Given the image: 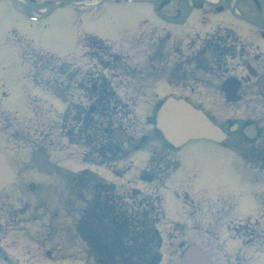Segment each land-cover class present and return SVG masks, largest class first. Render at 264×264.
Segmentation results:
<instances>
[{
  "label": "flooded vegetation",
  "instance_id": "1",
  "mask_svg": "<svg viewBox=\"0 0 264 264\" xmlns=\"http://www.w3.org/2000/svg\"><path fill=\"white\" fill-rule=\"evenodd\" d=\"M54 1L0 0V26L12 25L13 18L26 22L27 16L42 14ZM187 1L191 5V13L185 25L165 26L160 23L164 38L159 42L164 50L171 47L183 53L193 49L192 56L178 55L180 60L171 72L175 78L176 95L184 97L191 105L202 109L212 120L218 122L229 136L226 143H235L241 136L245 137L242 127L245 128L252 122L260 126L255 142L245 137L248 142L254 143L242 153L264 167V95L258 90V80L264 76V56L259 52L264 45L261 40H264V0ZM113 2L122 4L125 0ZM154 5L155 9L166 16L177 17L180 14V0H158ZM5 13L9 16L10 23L3 21ZM203 28L206 30L202 35ZM205 50L207 54L204 53ZM248 65L254 70L246 83L237 89L234 86L223 87L231 78L240 81L246 79ZM228 91L230 94L236 92L235 99L226 97ZM8 124L10 122H0V126ZM106 172L118 174L115 170ZM155 175L152 173L153 181ZM160 179V175H157V182ZM125 200H130L127 191L121 195L116 187L115 191L104 193L101 183L98 185L91 214L95 224L91 235L95 240L94 254L97 258L96 261L90 259L87 264H140L141 260L145 264V258L141 257L140 250L134 246V219L120 214L119 204ZM25 211L26 209L20 213L5 211V221L0 216V223L4 222L0 224V229L12 231L35 227L38 218L25 214ZM57 217L52 216L47 225L51 232L55 229ZM3 231L0 232V237ZM57 249L52 248V251ZM169 253L174 255V252ZM151 254L156 255L158 251L150 250L149 259L153 262L155 258L152 259ZM1 260L7 262L0 257Z\"/></svg>",
  "mask_w": 264,
  "mask_h": 264
},
{
  "label": "rangeland",
  "instance_id": "2",
  "mask_svg": "<svg viewBox=\"0 0 264 264\" xmlns=\"http://www.w3.org/2000/svg\"><path fill=\"white\" fill-rule=\"evenodd\" d=\"M149 6L148 5H134V6H121V7H107L100 15L95 18L90 16H83L80 11L76 10L72 6H67L58 11L53 17H51L45 24L28 25L21 19L13 18V24L19 31L28 35L30 39L40 42V45L44 48L50 49L53 53L60 57H64L69 54H74L78 47V38L80 34L94 35L104 40H115L124 38L127 33H135L139 30V24L143 21L150 19ZM24 48L29 46L23 43ZM264 49V48H263ZM119 52V51H118ZM122 54H134L130 49L120 52ZM18 59L15 57V53L6 48L4 44H0V104L3 107L18 111L21 106L25 105L24 92L22 86L18 84V81L14 82V77L20 73ZM76 62L75 64H78ZM74 64V65H75ZM74 65H72L74 67ZM5 69V71L3 70ZM22 78L19 79V83ZM7 90L11 91V96L5 98ZM37 103H42L41 111H32V114L28 118L36 117L39 114L38 119H42L46 122H50L52 125L51 131L44 129L45 134L50 135L55 140V145L59 148L62 147V131L60 117L57 116V112L44 110L48 108L46 103V97L38 94L34 97ZM54 99L51 102L54 103ZM144 113V112H143ZM7 112L0 109V119L6 117ZM53 115V116H50ZM12 116H15L12 114ZM20 124L17 127H12L7 133L0 129V136L5 138L6 135H11L17 131L20 127L27 133H21V135L32 138L37 128L36 124H30V122L19 115ZM49 117V118H48ZM58 121V122H57ZM154 140V138H151ZM158 141V140H157ZM151 142L152 146L158 142ZM11 143L9 156L13 162L19 164L21 168L27 166V156L30 150L25 153L18 150L16 147L18 144L29 145L31 148V141ZM4 150H8V144L6 147V140L3 142ZM8 152V151H7ZM63 156V155H62ZM139 160H135L134 167L139 166L140 162L146 161V153L142 152L137 155ZM179 160L181 162V168L177 175L171 180V184L168 187L171 192V201L169 202V209L171 215L176 216L177 213L181 215L182 206L176 200L175 188L184 186L182 183L189 180L192 174L198 177L192 183L193 194L197 198H201L203 195L215 198L220 191L221 195H236L241 197V202L238 207L229 214L228 220L237 219L243 216L252 217L256 216L258 212L257 203L252 194L258 193L264 194V178L262 181L255 184L249 180L250 173L243 170L239 163L234 160L232 154L226 155L224 149L218 145H214L211 142H197L191 144L179 154ZM18 169V168H17ZM27 170L17 171L21 173L19 184L0 195V203L5 204L13 209L23 208L26 206L25 202H33V215H37L40 218V222L37 224V230L32 231L30 228L24 231H15L13 234L7 235L1 243V247L7 251L9 257L15 258L13 264H17L16 260H20L21 264H57L54 260H48L45 256V252L42 251L43 244L46 247L51 245L45 241L47 234V216L61 212L66 214L60 209L54 208V203L68 198L67 194L60 192L58 189L63 185V181L60 177L54 179H38L31 175L28 168ZM36 183L38 186L39 194H31L28 192V185L30 183ZM182 184V185H181ZM52 192V193H51ZM151 192H154L152 190ZM53 194V195H52ZM37 209V211H36ZM29 214H31L29 212ZM206 228V227H205ZM207 230H214L213 233L209 232L205 237L198 238L195 242L204 251L210 254V257L216 262V264H222V258L224 254L221 253L222 248L220 241L224 245L225 250L230 254L242 253L248 264H264V253H256L253 249H246L242 246L238 240H232L226 232H222L220 235V229L218 226L215 228H209ZM220 235V239L218 236ZM70 236L64 233H58L56 236L55 244L65 247H71L72 242ZM69 238V240L67 239ZM60 242V243H59ZM36 244L38 249H30ZM71 244V245H70ZM24 249H29L28 253L24 252ZM38 254L34 261H31L29 256ZM220 262H219V261ZM9 262L8 264H10ZM70 264V263H65ZM225 264H228L225 260ZM233 264V261L231 262Z\"/></svg>",
  "mask_w": 264,
  "mask_h": 264
},
{
  "label": "water",
  "instance_id": "3",
  "mask_svg": "<svg viewBox=\"0 0 264 264\" xmlns=\"http://www.w3.org/2000/svg\"><path fill=\"white\" fill-rule=\"evenodd\" d=\"M175 115V109L169 114L167 111L162 116L161 128L165 132L168 138H172L174 131L176 130L175 125L170 121V119ZM14 180V176L9 168L6 166L2 158L0 157V189L7 185L11 184ZM195 254V255H194ZM191 257H199V254L194 253ZM190 264H209L206 260L198 258L197 260L191 262Z\"/></svg>",
  "mask_w": 264,
  "mask_h": 264
},
{
  "label": "bare ground",
  "instance_id": "4",
  "mask_svg": "<svg viewBox=\"0 0 264 264\" xmlns=\"http://www.w3.org/2000/svg\"><path fill=\"white\" fill-rule=\"evenodd\" d=\"M3 21L5 23H10V19H9V16L5 13L4 16H3Z\"/></svg>",
  "mask_w": 264,
  "mask_h": 264
}]
</instances>
